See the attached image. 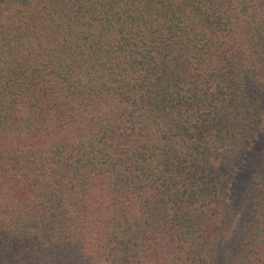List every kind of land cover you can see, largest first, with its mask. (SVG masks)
<instances>
[{"label":"trees","instance_id":"1","mask_svg":"<svg viewBox=\"0 0 264 264\" xmlns=\"http://www.w3.org/2000/svg\"><path fill=\"white\" fill-rule=\"evenodd\" d=\"M228 252L264 264V0H0V264Z\"/></svg>","mask_w":264,"mask_h":264},{"label":"rangeland","instance_id":"2","mask_svg":"<svg viewBox=\"0 0 264 264\" xmlns=\"http://www.w3.org/2000/svg\"><path fill=\"white\" fill-rule=\"evenodd\" d=\"M232 249L233 248L230 246L229 250L232 251ZM228 259H230V252L225 253V254L221 253V261H219L218 264H232L231 262L228 263V261H226Z\"/></svg>","mask_w":264,"mask_h":264}]
</instances>
